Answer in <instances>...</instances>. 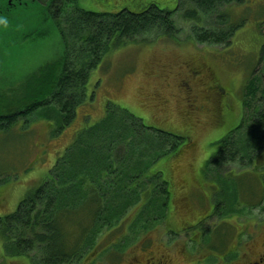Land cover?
Instances as JSON below:
<instances>
[{"label":"rangeland","instance_id":"1","mask_svg":"<svg viewBox=\"0 0 264 264\" xmlns=\"http://www.w3.org/2000/svg\"><path fill=\"white\" fill-rule=\"evenodd\" d=\"M77 2L84 9L98 12L123 9L138 12L151 2L168 10L177 5V0ZM45 5L13 9L3 16L8 23H0V115L24 109L35 101L33 81L41 66L63 52L56 23L43 21L45 15H49ZM228 10L230 22L238 24L228 44L198 42L190 35L194 31L191 21L177 11L171 14L180 29L176 36L161 33L163 25L159 30L140 33L111 46L91 69L84 101L77 105L75 116L67 123L63 121L58 104L41 105L13 121H8L5 116L0 118V216L14 212L20 201L44 181L34 177L42 179L49 175L48 171L39 174L41 167L49 162L40 160L36 152L46 150L47 155H51L53 149L56 150L54 154L58 153L63 149L58 146L61 142H69L80 128L102 118L110 106L134 113L153 129L170 131L185 138L166 136L169 147L172 141H176L177 146L170 154L157 150L160 157H151L149 173L162 172L170 181L164 183L161 174L157 177V182L164 183L172 193L167 197L170 204L167 201V212L152 220L135 243L122 249L123 252L126 250L123 255L127 256L133 243L150 236L154 243L169 245L174 264L192 255L200 257V247L209 244L204 238L205 230L212 229V221L217 220L219 225L228 222L234 227L241 221L226 237L231 241L239 233L242 240L252 231L254 236L250 245L261 248L264 242V186L260 176L248 171L246 166L241 167L243 164L235 160L234 163L216 165L217 174L222 175L218 182L205 177L203 172L206 161L218 148L217 141L236 129L245 116V98L260 105L258 100L264 87V0L233 3ZM190 78L192 84L187 82ZM249 80L258 84L252 95L246 87ZM245 133L240 129L232 134L239 139L241 135L244 138ZM14 155L15 160L11 161ZM31 156L34 158L28 162ZM224 179L237 187L240 201L245 202L235 203L232 219L221 220V216L214 215L203 222L213 210V201L226 194ZM248 184L253 186L251 194L244 190ZM215 185L223 188L213 196ZM241 194H246V198ZM164 216L166 218L162 220ZM198 221V226L202 223L199 230L189 231L188 227ZM104 237L107 234L101 236ZM105 240L109 241L110 237ZM157 244L153 248L156 249ZM112 245L105 246L95 264H126L129 257L117 260L116 248ZM9 252L0 238V264L33 263L26 254Z\"/></svg>","mask_w":264,"mask_h":264},{"label":"trees","instance_id":"2","mask_svg":"<svg viewBox=\"0 0 264 264\" xmlns=\"http://www.w3.org/2000/svg\"><path fill=\"white\" fill-rule=\"evenodd\" d=\"M7 1L0 0L1 24L8 23L3 16L13 9H31L35 4L46 3L49 15L43 21L56 23L63 52L41 66L33 81L38 98L24 109L0 118L5 116L13 121L41 105L58 104L67 123L75 116L77 105L84 101L91 69L111 46L140 33L159 30L163 25L161 33L176 36L180 29L171 14L177 11L191 21L194 31L190 35L198 42L228 44L238 27L230 22L228 7L246 0H177L176 7L169 10L152 2L141 12L92 11L80 7L76 0H12L11 4ZM257 86L248 82V93L254 94ZM258 101L260 105L245 98L247 111L235 129L246 132L245 137L241 138L242 133L237 139L232 134L235 131H230L217 141L218 148L207 161V171H217L216 165L235 160L243 164L241 167L256 172L264 186V87ZM166 136L176 137L171 132L153 129L134 113L108 106L102 118L73 134L72 143L65 146L49 175L20 201L17 209L0 216V238L5 250L13 255H28L32 264H95L98 254L110 244L115 252H123V248L139 239L152 220L168 210L169 190L163 185L168 181L163 178L164 183H158L157 177L162 173H149L151 157H160L157 150L167 155L177 146L172 141L169 147ZM220 177L218 174L217 181ZM223 184L225 196L213 198V210L203 222L214 215L221 216V220L232 219L235 203L241 199L232 182L224 179ZM245 187V192L251 194L252 184ZM221 188L215 186L213 196ZM212 222L213 228L205 230L204 236L209 242L241 223L238 221L234 227L228 222L224 226L218 220ZM105 234L109 241L105 240L107 237L101 238Z\"/></svg>","mask_w":264,"mask_h":264},{"label":"flooded vegetation","instance_id":"3","mask_svg":"<svg viewBox=\"0 0 264 264\" xmlns=\"http://www.w3.org/2000/svg\"><path fill=\"white\" fill-rule=\"evenodd\" d=\"M7 2L13 3L12 0ZM187 82L192 84V78ZM251 232L246 239L242 240H240L242 237L239 236V233L231 241L222 235L217 243L202 245L200 257L192 255L177 264H264V242L259 249L255 248L253 244L250 245L254 236ZM154 244L157 243L147 236L139 243L133 244L128 249L127 256L123 255L126 250L116 252L117 260L129 257L126 264H174L169 245L167 243L157 244L158 247L155 249L153 248Z\"/></svg>","mask_w":264,"mask_h":264},{"label":"crops","instance_id":"4","mask_svg":"<svg viewBox=\"0 0 264 264\" xmlns=\"http://www.w3.org/2000/svg\"><path fill=\"white\" fill-rule=\"evenodd\" d=\"M68 144V141L67 142H61L58 146H60V149H62L61 151H59L58 153H56V154H54L55 153V151H53V149H52V154L51 155H47V151L46 150H39L38 152H36V150H35V152H36V154L37 155H39V159L40 160H42V159H47V165L46 166H42L41 167V169H40V171H39V174L40 175H42V174H44V173H46V171H48V173L47 174H49V172H50V170H51V168L53 167V165L55 164V162H56V160H57V158L59 157V155L65 150V146ZM54 154V155H53ZM16 155V154H15ZM15 155L13 156V159L11 160V161H14L15 160ZM53 155V156H52ZM51 156H52V159H51V161H50V158H51ZM34 158V156H31L30 158H29V161L28 162H31L32 161V159ZM46 174V175H47ZM34 178H38L39 179V181H41V180H44L45 178H46V176H44L42 179L40 178V176H37V177H34Z\"/></svg>","mask_w":264,"mask_h":264},{"label":"clouds","instance_id":"5","mask_svg":"<svg viewBox=\"0 0 264 264\" xmlns=\"http://www.w3.org/2000/svg\"><path fill=\"white\" fill-rule=\"evenodd\" d=\"M0 22H2V21H0Z\"/></svg>","mask_w":264,"mask_h":264}]
</instances>
